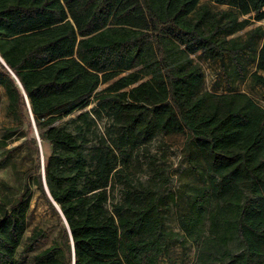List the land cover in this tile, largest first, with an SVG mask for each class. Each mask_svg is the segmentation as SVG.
Masks as SVG:
<instances>
[{
  "label": "trees",
  "instance_id": "trees-1",
  "mask_svg": "<svg viewBox=\"0 0 264 264\" xmlns=\"http://www.w3.org/2000/svg\"><path fill=\"white\" fill-rule=\"evenodd\" d=\"M252 19L264 0H0V88L16 123L5 138L27 126L30 177L60 229L34 254L54 226L24 238L28 181L0 201V264H161L173 241L194 246L193 264H264V107L205 90L194 59L238 61L258 36L264 85V26L229 39ZM161 135L183 136V158L203 169L181 232L166 222L171 173L151 153Z\"/></svg>",
  "mask_w": 264,
  "mask_h": 264
},
{
  "label": "rangeland",
  "instance_id": "rangeland-1",
  "mask_svg": "<svg viewBox=\"0 0 264 264\" xmlns=\"http://www.w3.org/2000/svg\"><path fill=\"white\" fill-rule=\"evenodd\" d=\"M211 7L215 11L228 9V6L225 5L211 4ZM259 25L264 26V20L255 21L252 19L246 28L230 35L229 39L243 43L252 38L253 29ZM260 44L261 38L254 36L250 43L251 46L240 54L238 61L229 57H226L224 61L201 60L195 56V65L200 67L205 74L204 89L218 94L234 91L246 92L264 107V85L258 84L254 76ZM14 126L16 123L7 114L6 98L2 88H0V145L6 144L0 148V159H7V164L0 168V201L6 204L8 209L18 200L25 184L29 181L32 193L28 227L24 238L26 239L37 227L54 226L48 237L41 241L38 249L34 251L35 254L59 239L60 229L56 225L58 222L57 214L49 207L40 190L33 184V177H30L34 171L37 154L27 147L26 139L29 136L27 126L24 125L17 133L5 138L7 128L11 129ZM183 141L184 138L181 135H161L155 140L151 149V153L156 155L157 163L161 167L167 168V171L171 173V189L176 192V206L169 202L166 209V222L171 230L180 232L179 213L185 212L193 197L206 187L199 176L203 169L194 170L183 158ZM38 147L41 159L45 160L51 152V145L44 141L39 142ZM195 253V248L189 241L182 243L173 241L163 256L161 264H193Z\"/></svg>",
  "mask_w": 264,
  "mask_h": 264
},
{
  "label": "water",
  "instance_id": "water-1",
  "mask_svg": "<svg viewBox=\"0 0 264 264\" xmlns=\"http://www.w3.org/2000/svg\"><path fill=\"white\" fill-rule=\"evenodd\" d=\"M36 134H37V136H38V133H37V130H36ZM38 140L40 141V139H39V137H38ZM46 184V183H45ZM46 188H47V185H46ZM48 189V188H47ZM48 194L50 195V193L48 192ZM51 197V196H50ZM51 199H52V197H51ZM53 200V199H52ZM53 203H54V205L60 210V212H61V209H60V207H59V205L53 200ZM62 213V212H61Z\"/></svg>",
  "mask_w": 264,
  "mask_h": 264
}]
</instances>
